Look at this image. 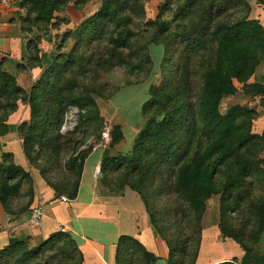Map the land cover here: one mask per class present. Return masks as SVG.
<instances>
[{
    "label": "trees",
    "instance_id": "16d2710c",
    "mask_svg": "<svg viewBox=\"0 0 264 264\" xmlns=\"http://www.w3.org/2000/svg\"><path fill=\"white\" fill-rule=\"evenodd\" d=\"M100 1L99 12L62 37L60 47L70 37L75 41L68 56L58 51L29 90L18 86L4 71V60L0 62V137L9 133L8 119L19 105L27 104L29 121L21 123L18 131L26 135L25 142L47 139L44 150L55 157L56 166L76 145L74 132L54 136L69 108L82 103L84 109L93 110L84 115L81 125L102 122L91 93L85 91L87 86L119 68L145 78L155 58L160 80L151 86L143 107L146 124L128 154L109 156L104 150L99 184L112 193L125 188L137 193L146 212L154 200L169 203L163 223L149 216L153 230L166 244L167 264L194 263L205 204L215 196L219 197L221 237L243 252L240 261L223 264H264L257 250L264 229V131L251 132L258 116L253 109L233 106L224 115L218 109L222 98L236 94L258 96L264 107V87L251 82L255 70L264 64V29L258 20L242 14L243 0H165L153 20H145L147 0ZM86 3L23 0L16 8L26 10L23 24L47 25L50 16L67 5L81 11ZM167 16H171L168 23ZM151 47L160 48L157 57L151 55ZM26 48L29 58L17 66L19 72L41 68L31 41H26ZM110 134L108 148L119 136ZM90 153L80 157L70 186L61 188L70 201L77 197L83 163ZM12 158L11 153L0 157V205L7 215L18 216L30 212L32 200L14 212L4 199L10 193L17 196L26 179ZM65 169L72 171L70 160ZM234 217L246 232L228 229ZM155 260L134 239H119L115 264H153ZM0 264H83V258L69 235L57 233L34 248L10 240L0 250Z\"/></svg>",
    "mask_w": 264,
    "mask_h": 264
},
{
    "label": "rangeland",
    "instance_id": "374dc122",
    "mask_svg": "<svg viewBox=\"0 0 264 264\" xmlns=\"http://www.w3.org/2000/svg\"><path fill=\"white\" fill-rule=\"evenodd\" d=\"M86 1L87 3L81 11H76L72 5L69 4L64 7L63 11L60 13H53L50 16L47 25L33 22V25H29L27 23L23 24V20L26 18V10H19L16 24L20 33L22 31L25 34L24 38H26V41H31L32 46L36 47L35 55H37L36 57H38L41 62V68H39L40 74L38 77H40L46 69H49L52 61L58 56L59 52L62 53L63 56H68L71 52L73 44L75 43L74 39L70 37L65 41L64 46L60 47L62 37L66 33L76 30L85 19L92 17L102 8L100 0ZM164 1L165 0H147L144 6L145 20H153L157 14L158 7ZM243 1L244 4L242 5V14L247 15L249 19L258 20L261 25V23L264 22L260 13L261 11H264V0ZM165 21L167 23L170 22L171 16H167ZM159 49L160 48L151 47V55L153 57H157L161 51ZM153 61L154 67L145 78H143V75L131 76L126 70L119 68L114 71L101 74L98 80L87 86L85 91L91 93L89 94V97L92 101V105L96 108L102 122L98 124L94 121L88 125H81V122L84 120V115L93 110L89 108L84 109L82 107V103H78L77 105L69 108L64 117V121L60 124L59 131H57L54 136H64L68 133L72 134L74 132V141L76 142V145L72 148L73 152L69 151V153L65 156V160H60L56 166L54 163L55 157H53L47 149L44 150L47 145V139L40 142H29L30 139L28 138V141L25 142L24 138L26 139V135L24 134L23 136L22 133L18 131V127L21 123L29 121L30 117L28 105H20L21 110L19 111V114L17 113L11 120V131L13 134L11 139H14L16 143L15 150L12 154V161L14 165L21 167L24 173H26V179L23 186L18 188L17 196L13 193H10L9 197L4 195V199L8 201L9 207L14 212L22 210L30 199L32 200V204L29 207L30 212L31 209H37L42 206L41 204H46V202L59 201L62 197L68 200L66 194L61 191V188L64 185L70 186L73 180V174H75L78 170V165L80 163L79 159L83 153L89 151L92 152L93 150H96V148H102L107 151L109 156L125 155L130 152L131 147L128 149L126 148V145H128L130 140H133L131 144V146H133L135 142V135H138L143 130L146 124V121L142 116L143 107L149 100V91L151 86L156 85L160 80L158 61L155 60V58H153ZM263 66L264 64H261L258 68H262ZM232 104L239 108L248 107L249 109L256 111V107L251 102L249 106H247L246 103L243 106H240V104L242 105V101H240L239 98L234 100V102H232V100L231 102H228L223 99L219 103L220 108L218 107L220 114L224 115L225 111L227 112L230 107H233L230 106ZM261 105L262 104L260 103L259 106L262 107ZM80 129L82 133L78 135V131ZM250 130L252 132V125L250 126ZM110 131H113L116 136L119 135L117 143L114 144L112 148H108L111 140ZM117 132L119 134H117ZM2 140L3 142H6L10 140V136L9 138L2 137ZM31 145H33L32 148ZM24 151L31 158L27 156L29 159H26ZM3 154L4 153H1L0 157ZM75 157H77V160L72 163V160ZM262 157L264 156L262 155ZM68 160L71 161L72 166V171L69 172L65 169V164ZM99 173V169L94 171L93 178L96 180V183H98L97 192L103 194L108 189L104 184H99ZM10 185H13V183ZM123 190L118 193H112L109 191V193L120 194ZM212 198H214L213 200L215 206L218 209L219 197H211L209 200ZM207 202L205 204V211ZM168 206L169 203L164 199L154 200L150 205L151 210L150 212H147V214L148 216L155 215L156 221L158 224H161L164 221L163 216ZM26 212H21V215ZM236 218L237 217L233 218L234 222H229L230 226L228 229H235V232H246V230L239 227L240 222H238ZM154 233L156 234V231H154ZM157 236L158 239L166 246L165 242L159 237V235ZM201 241L200 236V243ZM199 255L200 246L193 264H196ZM240 260L241 258L238 261Z\"/></svg>",
    "mask_w": 264,
    "mask_h": 264
},
{
    "label": "crops",
    "instance_id": "0c3cea01",
    "mask_svg": "<svg viewBox=\"0 0 264 264\" xmlns=\"http://www.w3.org/2000/svg\"><path fill=\"white\" fill-rule=\"evenodd\" d=\"M18 13L16 6L11 11H0V62L4 60V71L15 78L18 86L27 91L39 78L40 70L33 68L19 72L17 69L18 65H25L29 58L26 40L16 24ZM260 13L264 20V11ZM261 26L264 29V22ZM251 82L264 87V66L255 70ZM237 98L242 101L240 106L245 103L249 106L250 102L254 104L258 116L252 123V133L261 134L264 131V107L259 106L260 98L236 94L222 100L234 102ZM234 104L230 106H235ZM20 110L19 105L18 111L8 119L9 133L4 138L10 136V140L3 142L0 137V154H13L15 150V140L11 139V120ZM136 137L137 134L134 139ZM132 142L130 140L126 148H132ZM103 153L102 148H96L84 160L75 200L40 203L42 213L36 227L28 224L31 212L17 217L10 216L0 206V250L12 239L26 242L29 248H34L52 235L63 233L76 242L83 264H115L119 239L129 237L156 258L153 264H167V248L154 233L138 194L127 188L120 194H111L108 190L103 194L97 192L98 183L94 180L93 173L101 169ZM262 155L264 156V149ZM213 199L207 202L201 220L202 241L196 264H223L233 259L239 260L243 256L242 250L232 240L221 237L218 229V209ZM257 250L264 257V229Z\"/></svg>",
    "mask_w": 264,
    "mask_h": 264
},
{
    "label": "built area",
    "instance_id": "2783aa9c",
    "mask_svg": "<svg viewBox=\"0 0 264 264\" xmlns=\"http://www.w3.org/2000/svg\"><path fill=\"white\" fill-rule=\"evenodd\" d=\"M17 4V0H0V11H11ZM5 25V24H3ZM59 201H66L65 198H60ZM41 207L31 210V218L28 222L30 226H37L38 220L41 217Z\"/></svg>",
    "mask_w": 264,
    "mask_h": 264
},
{
    "label": "water",
    "instance_id": "95a60500",
    "mask_svg": "<svg viewBox=\"0 0 264 264\" xmlns=\"http://www.w3.org/2000/svg\"><path fill=\"white\" fill-rule=\"evenodd\" d=\"M99 171H100V169H99Z\"/></svg>",
    "mask_w": 264,
    "mask_h": 264
}]
</instances>
